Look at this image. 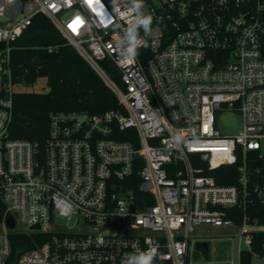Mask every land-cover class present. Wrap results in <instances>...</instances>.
Wrapping results in <instances>:
<instances>
[{
	"label": "built area",
	"instance_id": "built-area-1",
	"mask_svg": "<svg viewBox=\"0 0 264 264\" xmlns=\"http://www.w3.org/2000/svg\"><path fill=\"white\" fill-rule=\"evenodd\" d=\"M144 4L152 35L120 62L128 0H0V264H123L151 244L190 264L199 228L237 229L247 250L264 231L227 212L264 208V0ZM38 14L121 107L53 113L43 144L11 135L13 52ZM226 111L241 116L239 134L217 128ZM223 166L236 167L235 184L205 174ZM20 233L32 245L14 252Z\"/></svg>",
	"mask_w": 264,
	"mask_h": 264
},
{
	"label": "trees",
	"instance_id": "trees-1",
	"mask_svg": "<svg viewBox=\"0 0 264 264\" xmlns=\"http://www.w3.org/2000/svg\"><path fill=\"white\" fill-rule=\"evenodd\" d=\"M13 52V74L17 84L31 86L40 78L47 79L48 93H17L14 97V119L11 135L15 139H24L43 144L49 132V120L53 113L77 111L100 114L121 109L115 94L104 84L100 77L67 43V39L54 27L44 15H36L31 25L16 42ZM51 49V50H49ZM38 58L44 63L34 65ZM202 164L207 156L199 157ZM219 184H235L237 172L234 166H223L207 171ZM237 226H241L244 214L249 222L258 221L264 225V208L256 203L246 211L227 210ZM2 211H0V219ZM251 250L239 252V264H252L255 254L262 256L264 231L252 232ZM14 252L21 251L32 243L23 234L11 237ZM155 264H171L156 259Z\"/></svg>",
	"mask_w": 264,
	"mask_h": 264
},
{
	"label": "rangeland",
	"instance_id": "rangeland-1",
	"mask_svg": "<svg viewBox=\"0 0 264 264\" xmlns=\"http://www.w3.org/2000/svg\"><path fill=\"white\" fill-rule=\"evenodd\" d=\"M68 43V41H67ZM69 44V43H68ZM18 93H48L49 87L47 85L46 78H40L37 82L31 86H24L18 84L15 87ZM217 128L221 130L222 133L226 135H237L242 130V119L241 116L234 111H226L217 114ZM264 226V225H262ZM193 239L203 238L202 240L211 243L212 247V260L215 261V250L217 246L227 243L231 247V254L233 264H239V252L245 249V245L241 242L242 235L237 229H209L199 228L193 235ZM197 241V240H196ZM195 243V242H194ZM194 245V244H193ZM190 264H207L206 262L199 261V254L194 251L192 261ZM252 264H264V257L259 255H254L252 258Z\"/></svg>",
	"mask_w": 264,
	"mask_h": 264
},
{
	"label": "clouds",
	"instance_id": "clouds-1",
	"mask_svg": "<svg viewBox=\"0 0 264 264\" xmlns=\"http://www.w3.org/2000/svg\"><path fill=\"white\" fill-rule=\"evenodd\" d=\"M128 11L134 14L133 21L123 29V35L116 42V51L120 62L135 60L139 48L146 46V37L152 35L153 17L144 11V0H128ZM117 27H119L117 25ZM143 30V37L140 30ZM158 244H151L146 251H137L128 255L123 264H155L158 256Z\"/></svg>",
	"mask_w": 264,
	"mask_h": 264
},
{
	"label": "water",
	"instance_id": "water-1",
	"mask_svg": "<svg viewBox=\"0 0 264 264\" xmlns=\"http://www.w3.org/2000/svg\"><path fill=\"white\" fill-rule=\"evenodd\" d=\"M34 65H42L44 61L35 58L32 62ZM7 224L10 228H14L15 221L13 218H9ZM34 228H39L36 226ZM194 251L199 254V261L206 262L207 264H231L232 259L231 247L229 244L224 243L217 246L215 250L216 260H212V247L211 243L204 240H197L193 245Z\"/></svg>",
	"mask_w": 264,
	"mask_h": 264
},
{
	"label": "crops",
	"instance_id": "crops-1",
	"mask_svg": "<svg viewBox=\"0 0 264 264\" xmlns=\"http://www.w3.org/2000/svg\"><path fill=\"white\" fill-rule=\"evenodd\" d=\"M209 229H213V228H208V230H209ZM195 239H196V238H195ZM197 239H198V238H197ZM202 239H203V238H199L198 240H202ZM195 242H196V241H195Z\"/></svg>",
	"mask_w": 264,
	"mask_h": 264
},
{
	"label": "snow or ice",
	"instance_id": "snow-or-ice-1",
	"mask_svg": "<svg viewBox=\"0 0 264 264\" xmlns=\"http://www.w3.org/2000/svg\"><path fill=\"white\" fill-rule=\"evenodd\" d=\"M97 2L99 3V0H97Z\"/></svg>",
	"mask_w": 264,
	"mask_h": 264
}]
</instances>
